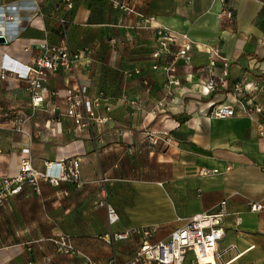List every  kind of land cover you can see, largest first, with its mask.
<instances>
[{"label":"crops","instance_id":"1","mask_svg":"<svg viewBox=\"0 0 264 264\" xmlns=\"http://www.w3.org/2000/svg\"><path fill=\"white\" fill-rule=\"evenodd\" d=\"M72 2L67 10L64 0H0V36L6 40L0 43V176L14 175L27 158L36 171L57 175L58 167L46 164L78 158L82 182L80 188L43 182L39 194L24 186L10 197L0 208V264H81L48 241L62 234L99 264L114 255L127 263L141 236L113 244L105 236L150 228L149 242L167 241L181 227L178 219L215 213L222 201L217 264H264V210H250L264 197V101L257 89L264 88V0H227L231 21L221 16L218 0L140 2L137 10L157 24L220 48L229 61L227 83L209 94L198 85L207 76L188 78L182 65L180 87L168 91L163 72L151 70L153 31L136 29L135 15L99 0ZM60 18L67 20L64 33ZM42 41L80 54L79 80L50 75L46 101L34 108L27 83L6 69L32 64ZM192 55L197 67L206 64L202 49ZM83 81L95 115L105 121L77 131L63 116L64 96ZM236 84H247L246 98L262 103L259 122L239 114L207 116L212 105L233 104ZM22 118L25 134L15 129ZM150 135L159 138L154 147ZM201 169L216 174L200 176ZM102 203L117 214L114 225ZM192 259L188 254L184 264Z\"/></svg>","mask_w":264,"mask_h":264},{"label":"built area","instance_id":"2","mask_svg":"<svg viewBox=\"0 0 264 264\" xmlns=\"http://www.w3.org/2000/svg\"><path fill=\"white\" fill-rule=\"evenodd\" d=\"M67 10L73 9L72 0H64ZM108 3L112 8L121 11L125 15H135L138 18L136 29H148L153 31L154 49L151 52V70L162 71L165 76V86L168 91H174L181 85L178 73L179 66L182 65L184 71H188L186 76L190 78L193 74H205L206 80H199L198 85L207 94L215 92L219 87L225 86L229 74V61L225 58L220 48L211 44H199L193 41L187 33L179 32L164 25H159L151 16L144 15L137 8L140 2L147 0H99ZM223 9L221 16L228 21L233 18V11L228 5L227 0H218ZM141 2V3H142ZM8 21L13 18L7 16ZM61 32L64 33L67 26V20L60 18ZM264 46V42H262ZM202 49L206 54V64L196 66L192 55V50ZM39 54L33 60L32 64L27 66L7 67L18 80H24L27 83V89L31 96V105L34 108L40 107L47 98L48 90L45 83L52 74L63 73L67 79L76 78L80 54L71 51L64 43L51 45L47 41L39 42ZM217 65H220V72L215 73ZM10 70V71H9ZM186 71V72H187ZM135 74L140 71L135 69ZM1 79L5 78V69L1 72ZM85 81L76 87H68L65 90L64 101L66 109L64 117L69 118L75 130L83 131L89 129L91 123L101 124L104 118L97 117L92 109V103L86 98ZM257 88V87H256ZM253 89L261 94L264 101V88ZM248 85L233 86V104L212 105L207 113L211 119H228L236 116L248 117L255 121L260 120L263 115L262 103L254 102V99H247L245 92H248ZM51 96H57L56 92ZM25 120L19 119L15 125L16 131L25 134ZM159 138L156 135L149 136V145L154 147L158 144ZM53 165L58 167L57 175H49L36 171L29 159H23L18 165V171L14 175L0 176V208L4 207L10 197L17 196L22 192L24 186L32 188L36 194L40 193V184L45 182L51 186H58L60 183L68 182L74 184L77 188L82 186L80 181V161L78 158L60 160L57 163H48L49 169ZM215 171L201 169L200 176H213ZM106 195V194H105ZM106 208V216L109 225H114L118 221V216L112 207L107 203H102ZM226 202L222 201L217 207V212L211 214H200L190 218L178 219L182 223L181 227L174 230L167 241L155 243L149 242L153 234L150 228H138L124 232L114 233L105 236L108 243L128 240L132 236L140 235L141 243L135 250L132 258L127 263H121L117 257L111 256L106 264H184L188 254L192 255V264H217L221 261V254L217 252V243L222 239L224 233L222 230L223 218L226 215ZM250 210L261 212L264 210V197L261 204H251ZM241 223V218H236V224ZM58 254L76 257L81 264H99L89 255L78 250L68 235L62 234L48 239ZM227 264V263H223Z\"/></svg>","mask_w":264,"mask_h":264},{"label":"water","instance_id":"3","mask_svg":"<svg viewBox=\"0 0 264 264\" xmlns=\"http://www.w3.org/2000/svg\"><path fill=\"white\" fill-rule=\"evenodd\" d=\"M0 43H2V44H5V43H6V40H5V38H4V37H2V36H0Z\"/></svg>","mask_w":264,"mask_h":264},{"label":"rangeland","instance_id":"4","mask_svg":"<svg viewBox=\"0 0 264 264\" xmlns=\"http://www.w3.org/2000/svg\"><path fill=\"white\" fill-rule=\"evenodd\" d=\"M232 1V0H231Z\"/></svg>","mask_w":264,"mask_h":264}]
</instances>
